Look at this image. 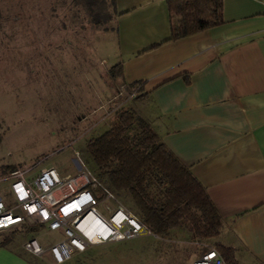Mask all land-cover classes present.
<instances>
[{
    "label": "crops",
    "instance_id": "0c3cea01",
    "mask_svg": "<svg viewBox=\"0 0 264 264\" xmlns=\"http://www.w3.org/2000/svg\"><path fill=\"white\" fill-rule=\"evenodd\" d=\"M112 3L122 77L90 113L103 111L106 122L129 97L115 96L119 88L139 83L150 110L142 119L222 219L208 245L232 248L237 264H264V0H221L219 25L150 50L169 35L165 0ZM26 240L0 246V264H43L45 250L25 252ZM73 254L60 264L78 263Z\"/></svg>",
    "mask_w": 264,
    "mask_h": 264
},
{
    "label": "rangeland",
    "instance_id": "374dc122",
    "mask_svg": "<svg viewBox=\"0 0 264 264\" xmlns=\"http://www.w3.org/2000/svg\"><path fill=\"white\" fill-rule=\"evenodd\" d=\"M75 11L72 0H0V166L24 172L27 182L40 168L54 169L63 178L84 167L94 176L84 144L109 127L108 120H99L103 111L90 112L106 90L114 94L118 83L107 74L118 47L114 20L102 22L107 30L95 28L85 10ZM131 98L124 107L147 119L149 102ZM10 183L7 176L0 179V198L12 203ZM97 209H102L99 203ZM143 230L133 239L74 252L71 263L191 264L196 251L215 241L195 240L180 227L162 238ZM4 235L0 232V239ZM24 239L45 250L43 264H54L49 248L64 240L38 227L20 229L5 243L15 247Z\"/></svg>",
    "mask_w": 264,
    "mask_h": 264
},
{
    "label": "trees",
    "instance_id": "16d2710c",
    "mask_svg": "<svg viewBox=\"0 0 264 264\" xmlns=\"http://www.w3.org/2000/svg\"><path fill=\"white\" fill-rule=\"evenodd\" d=\"M72 2L75 12L85 10L90 26L107 30L102 22L112 24L115 16L112 0ZM165 6L169 35L147 50L208 30L222 22L221 0H165ZM108 74L112 79L120 80L121 63L110 66ZM138 85H125L128 90L126 96L143 98L145 93H138ZM108 125L104 132L86 140L84 149L93 164L92 174L113 194L119 205H129L130 211L124 208L154 237L162 238L179 227L198 241L216 237L222 219L205 189L189 168L163 145L149 124L123 106L113 110ZM13 169L0 166V179ZM2 197L5 205L9 206L10 203ZM38 227L41 226L23 222L3 231L6 234L0 239V246L5 245V239L18 230H35ZM206 248L214 250L224 264H237L232 248L219 243Z\"/></svg>",
    "mask_w": 264,
    "mask_h": 264
},
{
    "label": "built area",
    "instance_id": "2783aa9c",
    "mask_svg": "<svg viewBox=\"0 0 264 264\" xmlns=\"http://www.w3.org/2000/svg\"><path fill=\"white\" fill-rule=\"evenodd\" d=\"M123 90L120 87L117 96L122 95ZM23 176L24 172L16 168L7 175L11 180L12 203L6 206L0 198V232L28 221L59 233L64 240L49 248L55 264L88 246L133 239L143 230L113 194L84 167L64 178H59L51 168H40L31 182ZM98 203L106 214L97 209ZM89 231H93L94 241L88 238ZM22 248L34 256L43 253L34 239L26 240ZM192 264L224 263L209 249Z\"/></svg>",
    "mask_w": 264,
    "mask_h": 264
},
{
    "label": "bare ground",
    "instance_id": "6f19581e",
    "mask_svg": "<svg viewBox=\"0 0 264 264\" xmlns=\"http://www.w3.org/2000/svg\"><path fill=\"white\" fill-rule=\"evenodd\" d=\"M93 219V218H92ZM94 221V220H93ZM88 238L91 240V241H94L95 240V237L93 236V231H89L88 232Z\"/></svg>",
    "mask_w": 264,
    "mask_h": 264
},
{
    "label": "water",
    "instance_id": "95a60500",
    "mask_svg": "<svg viewBox=\"0 0 264 264\" xmlns=\"http://www.w3.org/2000/svg\"><path fill=\"white\" fill-rule=\"evenodd\" d=\"M142 232H145L144 230H142Z\"/></svg>",
    "mask_w": 264,
    "mask_h": 264
}]
</instances>
